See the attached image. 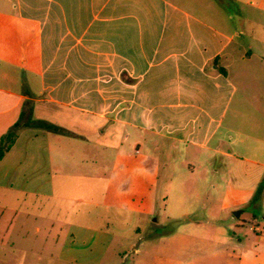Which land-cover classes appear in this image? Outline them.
<instances>
[{"label":"crops","instance_id":"obj_1","mask_svg":"<svg viewBox=\"0 0 264 264\" xmlns=\"http://www.w3.org/2000/svg\"><path fill=\"white\" fill-rule=\"evenodd\" d=\"M237 68L259 78L256 95L233 80ZM29 118L69 134L23 126L0 160V224L10 213L6 232L14 222L22 240L105 234L88 207L59 215L42 203L62 212L75 198L106 209L112 200L128 214L151 212L148 200L199 198L203 154L233 160L223 194L221 181L198 182L224 208L264 209V191L253 201L264 178V0H0V139ZM220 218L205 215L227 247L212 257L264 264V233L238 236ZM183 220L180 247L210 243Z\"/></svg>","mask_w":264,"mask_h":264},{"label":"rangeland","instance_id":"obj_2","mask_svg":"<svg viewBox=\"0 0 264 264\" xmlns=\"http://www.w3.org/2000/svg\"><path fill=\"white\" fill-rule=\"evenodd\" d=\"M256 50L258 49L255 47L254 51ZM250 63L259 65L260 61L254 57ZM236 71L237 77H233V80L240 82L241 87L239 88L246 91L249 96L256 95L258 89L256 81L259 78L252 75L251 71L248 72V69L243 72L242 68L239 73L237 68ZM228 119L230 120V114ZM234 138L236 140L237 137ZM222 148L228 150V144L226 143ZM192 154L201 155L199 151ZM202 157L208 158L210 166L195 168L193 178L197 183L194 187L202 193L199 198L189 197L181 203L177 200L166 201L162 198L148 200L144 202L151 205V212L138 211L128 214L115 209L112 206V200L105 201L110 206L109 209L95 208L94 205L85 206L80 204L77 198L65 201V204L61 206L62 212H59L58 207H54L53 204L42 203L40 205L41 209L46 208L53 213L55 210L59 215L63 214V210L88 207L92 211L91 214H97V228L105 232L101 240L98 238L97 242L95 239L84 241L77 235L74 228L67 232L55 233L56 238L54 239L60 236L59 244L53 240L46 242L47 239L36 235L29 241L22 240L16 232H12L14 222L10 231L6 232L13 218L10 213H7L8 215L0 224V264H157L160 257L170 259L171 261L167 264H228L222 254L214 257L211 255L215 252L223 253L227 247L223 245L222 237L215 236L217 229L214 224H219V221L209 223L205 221V215L214 214L221 217V224L236 225L237 230L235 231L238 236L239 232L243 231L248 236L256 237L259 231L264 233V209L261 205L252 207L250 204L236 208H224L222 197L212 196L209 186L214 181L218 184L221 181L224 187L219 189V193H224L226 182L230 179L233 169L231 165L233 160L222 155L211 157L203 154ZM182 168L186 170L187 167ZM213 170H218L219 173L215 174ZM171 174L175 175L174 171L171 170ZM171 174L169 175L172 176ZM204 177H208L210 183L204 185L198 183ZM157 180H160L158 186L160 188L163 185L162 178L157 177ZM262 189L264 191V178ZM253 201L257 203L259 200ZM240 210L241 215L237 218L234 212ZM184 212L190 215L183 217ZM67 216L64 215L60 221L65 222ZM53 218L58 219L60 216L57 214L56 217H51ZM70 218L75 225L83 224L77 220L76 216ZM184 218L197 222L195 226H192L196 227L197 231H187V234L197 241L208 240L210 243L180 247L176 241L180 239L178 238L180 233L177 231L184 222ZM40 226L46 229L47 223L43 222ZM252 227L258 228L257 233ZM46 234L43 233V235Z\"/></svg>","mask_w":264,"mask_h":264},{"label":"trees","instance_id":"obj_3","mask_svg":"<svg viewBox=\"0 0 264 264\" xmlns=\"http://www.w3.org/2000/svg\"><path fill=\"white\" fill-rule=\"evenodd\" d=\"M31 125L44 128L46 130L54 131L57 133H61V134H69L67 131L57 126L51 125L47 122H44V121H34L31 118H29V120L26 123L18 122L7 132V134H5L0 139V160L3 158L5 153L10 149V147L14 143L17 137V134H18V130L22 128L23 126H31ZM262 190L263 189H262V182H261L255 194V200H257L256 195L260 194Z\"/></svg>","mask_w":264,"mask_h":264},{"label":"water","instance_id":"obj_4","mask_svg":"<svg viewBox=\"0 0 264 264\" xmlns=\"http://www.w3.org/2000/svg\"><path fill=\"white\" fill-rule=\"evenodd\" d=\"M234 215H235L237 218H239L240 215H241V210H240V211H235V212H234Z\"/></svg>","mask_w":264,"mask_h":264}]
</instances>
